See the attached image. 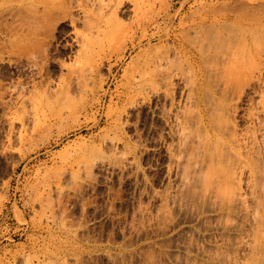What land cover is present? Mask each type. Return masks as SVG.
I'll list each match as a JSON object with an SVG mask.
<instances>
[{"label":"rangeland","instance_id":"374dc122","mask_svg":"<svg viewBox=\"0 0 264 264\" xmlns=\"http://www.w3.org/2000/svg\"><path fill=\"white\" fill-rule=\"evenodd\" d=\"M263 108L264 0H0V264H264Z\"/></svg>","mask_w":264,"mask_h":264},{"label":"bare ground","instance_id":"6f19581e","mask_svg":"<svg viewBox=\"0 0 264 264\" xmlns=\"http://www.w3.org/2000/svg\"><path fill=\"white\" fill-rule=\"evenodd\" d=\"M51 103V102H50ZM54 104V103H53ZM50 104L49 103H47L46 104V106L48 107ZM38 106V105H37ZM42 107H45V106H42ZM46 107V108H47ZM52 107V106H51ZM50 107V108H51ZM45 109V108H44ZM40 110V109H39ZM50 110V109H49ZM263 110H264V108H263ZM41 111H43L44 112V114H45V110H41ZM57 112V111H56ZM39 113V112H38ZM42 113V112H41ZM201 116H202V120L204 121V123H205V125H204V129L205 130H207V131H209L208 132V134H207V136H210V137H216L217 138V140L215 141V143H217L216 145H214V146H216V147H212L211 146V144L212 143H209L208 145H207V147H208V149L209 150H214L215 149V153H211L210 155H209V158H210V160L212 161V162H216V161H223V160H225L226 159V154H225V152H224V149H223V146L222 145H224L223 144V142H221V140H220V136H219V133H218V130H222L224 127H227L228 126V124H229V122L227 121V120H225L223 117H219V119H218V124L216 123V121L214 120V118L213 117H211V118H208V119H206L205 118V114H203L202 112H201ZM191 117H192V115H191ZM191 117H189L191 120H192V118ZM193 119H194V117H193ZM43 121H45L44 119H41L40 118V120L37 122V124H36V127L35 128H38V127H41L42 125H44L45 124V122H43ZM189 124H190V122H188ZM215 131V132H214ZM214 135V136H213ZM209 137V138H210ZM219 138V139H218ZM233 138H234V136H233ZM213 145V144H212ZM224 171V168H221L220 167V165L218 166V167H215L213 170H211V173H209V175L211 174V175H213V174H217L218 172H223Z\"/></svg>","mask_w":264,"mask_h":264}]
</instances>
